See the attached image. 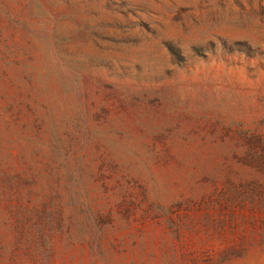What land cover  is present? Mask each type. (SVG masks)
<instances>
[{"label":"rangeland","instance_id":"374dc122","mask_svg":"<svg viewBox=\"0 0 264 264\" xmlns=\"http://www.w3.org/2000/svg\"><path fill=\"white\" fill-rule=\"evenodd\" d=\"M0 264H264V0H0Z\"/></svg>","mask_w":264,"mask_h":264}]
</instances>
